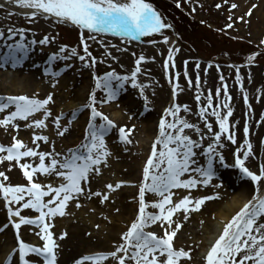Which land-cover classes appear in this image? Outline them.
Instances as JSON below:
<instances>
[{
  "label": "rangeland",
  "instance_id": "rangeland-1",
  "mask_svg": "<svg viewBox=\"0 0 264 264\" xmlns=\"http://www.w3.org/2000/svg\"><path fill=\"white\" fill-rule=\"evenodd\" d=\"M253 1L255 3L257 0ZM146 2L156 10L162 23L170 26L162 28L156 33L136 35L135 37L78 29L68 22L39 15L21 17L6 9H0V32L4 34V38H0V53L5 51L3 47L5 43H12L19 39V35H13L8 39L9 29L17 32L22 30L24 42L28 44V52L25 54L28 61L33 62L44 72L45 68H49L59 73L55 77L45 73L46 78L39 80L41 82L38 84L39 87H34V91L32 90V95L38 99H44L51 94V100L46 105L50 115L44 117L41 110L26 119L16 118L7 126L0 125V129L4 127V132H0V145L8 147L14 143L13 137L19 139V136L11 133V128L15 124L18 127H14L17 130L13 129V131L17 134L21 132V135L28 137V139L24 138L27 147L33 148L38 153H58L62 159L68 154V150L75 149L85 140L90 119V109L86 105L89 103L90 95L95 96L97 109L114 122L115 127L104 135V145L108 155L99 165V172L90 173L87 184L82 182L81 186L83 188L88 186L87 189H84L81 194L74 193L72 195V198L66 202L63 215L46 217L45 222L51 225L48 230L52 233L55 244L63 246L65 243L70 246L72 244L68 240V233L73 225H80L83 230L94 235L101 234L102 238L118 232L119 214L114 208L121 204L132 203V200L129 199L134 197L123 196L122 193L125 190L123 184L112 190L105 186L121 181L120 177L129 175L131 171H141L142 173L152 146L144 147L141 144L144 142L141 141V138L147 134L149 136L147 140L151 144L153 136V132L143 129L147 128L145 124L155 125L156 121L163 116L166 122L174 121L176 117H180L194 125L199 129L198 133L195 128H185L183 133L199 143L200 146L194 151L201 155V164L203 158L206 161L207 146L215 141L214 133L220 130L216 117L211 113L215 108L222 116L227 114V109L223 106L227 103L232 110L228 116L229 130L227 133L221 134L219 143L222 146L217 145L215 149L223 155L228 167L221 166L219 160L214 157L217 177H213L209 185L198 184L197 187L191 189H171L173 202L188 194L192 198L210 195L212 192L218 194V198L210 199V202L205 201L198 211H190L187 214V219L184 218L183 210L176 212L173 216L172 227H175L176 222L181 224L172 241L174 247L176 249H191L190 258H181L179 264H192L194 252L196 254L203 246L200 243L201 238L199 241L192 238L191 232L187 231L186 227L194 226L199 230L206 231L208 223L218 221V225L222 227L219 229V233H221L224 224L228 221L218 220V217L213 215L206 216L204 211L208 204L209 206H222L229 201L230 195L233 196L234 193L240 191L242 185L238 183L241 180L250 183L252 189L255 190V185L250 179L243 177L239 169L231 167L235 162L236 155H240L245 166L253 172L258 173L260 166L264 165L261 163L264 140V35L261 32L256 34L254 31L244 28V25L238 28L234 24V18L227 14L230 12L228 6L230 1L228 0H146ZM44 37L49 39L46 44L42 45L39 41ZM164 37L168 38L167 42ZM82 38L83 43L81 42ZM172 39L177 43L171 47L168 45ZM85 44L90 56L84 52ZM62 46H64V51L59 53V58L50 60V57L58 53ZM73 48L76 49L75 54L72 53ZM170 51L171 60H169ZM141 55L145 59L137 65L136 62ZM81 56L85 57L84 61L80 59ZM250 56L252 57L251 61L249 60ZM93 58L95 63L92 62ZM166 61L168 70L165 66ZM11 67V71L14 70V73L16 70L28 73L26 69L18 70L14 68L15 66ZM137 68L139 71L136 73L134 86L131 74ZM108 72H114L120 77L127 76L128 79L120 82L122 87L114 99L101 103L107 94L102 90V87H96V78L103 77ZM237 74L240 76L239 81L236 78ZM6 77L10 81L14 76L11 73L0 74L1 80H5ZM63 77H71L72 83L62 87L61 82L63 81L60 79ZM53 79H55V83H53ZM84 79L90 82V87H84V95L81 99H77L75 95L72 97V94L81 93ZM111 83L115 87L118 81L112 80ZM225 91L228 99L225 98ZM209 94L212 98L211 107L208 106ZM198 95L200 96L199 101L196 100ZM245 95L247 101H245ZM70 101L73 102L71 107L68 105ZM173 105L180 106L176 111V116L166 115L165 109H171ZM185 107L187 111H185ZM202 107L206 108L204 116L200 114ZM10 110H14L11 105L9 109L0 111V119L6 116ZM57 117L60 118L59 129H63L62 134H58V127L55 123ZM35 119H44L45 126L48 124L52 132L48 133L44 127L32 125L31 121ZM130 119L135 120L136 123H129L131 132L127 133L128 139L121 141L119 128L125 127L127 130L128 125L126 124ZM21 123L27 125L25 129H22ZM96 123H100L99 118ZM208 124H211L210 131L207 127ZM245 125L248 127L247 136L243 131ZM71 129L73 130L69 132ZM169 131L174 132L175 129H169ZM229 134H234L235 142L227 139ZM34 135L36 137L46 136L47 140H34ZM245 140L251 145V153L247 158L243 157V153L248 150ZM113 144L119 146L118 150L113 148ZM23 150L22 148L21 151ZM0 155L6 156L7 153H0ZM51 158L53 157L46 156L45 164L49 163ZM36 161L40 163L38 156L22 157L19 163L15 159L3 160L0 162V172H3L7 179L0 177V181L13 186L28 185V180L23 175L25 170L21 169L19 164L30 163L33 166ZM27 170L31 171V168ZM56 170L59 169L47 173H33V182L41 184L45 191L47 186L57 187L64 180L55 175ZM187 175L185 174V176ZM96 177L103 180L101 186L96 185L94 180L90 181ZM263 184L264 180H261L259 186ZM133 188L136 189L134 191L136 197L139 185L136 184ZM94 193H100V195ZM105 193L107 198L101 202ZM224 193H229V195L225 197ZM50 196H44L42 200L47 201ZM146 196L149 203L159 199L153 193H146ZM27 199L28 197L25 196L24 201H21L20 204H23ZM248 200L245 199L241 203L245 204ZM55 203L56 201L53 202V205ZM20 204L12 203L10 207L13 210L19 209L20 215L24 217L35 218L39 215L36 210L30 207H21ZM147 211L158 210L149 207ZM0 212L2 214L0 217L3 219L0 233L3 234L2 236L9 234L10 239L14 242L13 250L18 249L19 240L43 247L44 241L40 237L42 234L36 238L24 231L25 226L30 225L32 229L40 233V228L36 225L22 224L19 236H17L13 222H18L19 217L9 214V204L2 193H0ZM128 227L126 226L125 229ZM56 229L59 231L58 234ZM145 230L160 232L159 236H162L161 233L164 232L160 222L148 226ZM62 233L65 235L62 236ZM181 235H184V240H177ZM201 237L203 238V234ZM40 240L42 245H40ZM119 243L113 242L114 248ZM109 251H113V249L109 250L108 246L104 247V251L101 252L97 248H86L80 250L77 255L83 257ZM12 253L16 254V257L11 263L22 264L18 252ZM26 258L31 264L42 263V257L36 254H29ZM105 260L107 264L112 261L114 264H118V261L111 257ZM126 264H132V262L127 261Z\"/></svg>",
  "mask_w": 264,
  "mask_h": 264
},
{
  "label": "snow or ice",
  "instance_id": "snow-or-ice-1",
  "mask_svg": "<svg viewBox=\"0 0 264 264\" xmlns=\"http://www.w3.org/2000/svg\"><path fill=\"white\" fill-rule=\"evenodd\" d=\"M12 2L21 7L33 9L31 13L26 14L30 17H35L41 13L46 14L45 18L55 16L60 20L70 21L81 29L98 33L111 32L121 36L135 37L136 35L156 33L162 28L170 26L162 23L156 10L146 0H12ZM232 7L235 8L237 5L233 4ZM228 26L231 27V25ZM13 35H19V39L4 44L5 51L0 55V67L8 63L12 66L17 65L28 52V44L24 42L23 31L17 32L9 29L8 39ZM0 38H4L2 32H0ZM48 39V37H44L39 43L46 44ZM164 39L167 42L168 38L164 37ZM81 42L83 43V38ZM32 43H35V41H32ZM63 51L64 46L59 49L58 53L53 54L50 60L59 58V53ZM84 52L90 56L86 44L84 45ZM72 53H76L75 48L72 49ZM171 58L170 51L169 60ZM80 59L84 61L85 57L81 56ZM144 59L145 57L141 55L136 62L137 65ZM251 59L250 56L249 60L251 61ZM92 62L95 63L94 58ZM165 66L167 67V61ZM138 71L139 68L131 74L134 86ZM45 73L53 77L59 75L58 72L49 68H45ZM236 78L237 81L240 80L239 74ZM127 79V76L120 77L114 72H108L103 77H97L96 87H102V90L107 94L101 103L114 99L118 90L122 87L120 82ZM112 80L118 81L115 87L111 83ZM53 83H55V79H53ZM225 98L228 99L226 91ZM207 99L208 106L211 107V94ZM50 100L51 94L44 99L27 95H0V111L9 109L10 105L14 108L0 119V125L7 126L16 118L26 119L41 110L43 116L47 117L50 113L46 105ZM196 100H200L199 95L196 96ZM245 101H247L246 95ZM95 104V96L90 95L89 103L86 105L90 109V119L85 140L75 149L68 150V154L62 159L58 153H38L33 148L26 147L21 140L15 137H13L14 143L11 146L0 145V153H7L6 156L0 155V162L5 159L9 161L15 159L19 163L22 157L30 156H38L40 160V163L35 167L28 163L19 164L20 168L25 170L23 175L27 178L28 185L13 186L0 181V193L3 194L4 199L9 204V214L19 217L18 222H13V226L17 230V236H19V229L22 224H31L40 228L38 234H42L44 241L43 247L34 246L23 240L18 241V249L13 251L18 252L22 264H31L26 258L29 254L42 257V264H56L54 249L57 245L53 240L52 233L48 230L51 225L45 222L46 217L50 218L56 214L63 215L66 202L72 198L74 193L81 194L84 192V188L81 186L82 182L87 184L89 174L99 172V165L108 155L104 145V135L115 127V124L108 116L99 111ZM223 106L227 109V114L222 116L215 108L211 113L216 117L220 130L214 133V143L207 146L205 150L206 161L203 164H198L195 159L197 153L194 149L200 146L199 143L183 133V129L195 128V126L180 117H176L174 121L169 122L161 117L159 134L153 142L151 153L143 168V180L139 185L138 193L139 209L136 218L131 222L128 230L122 233L121 243L115 247V250L83 256L76 260L75 264H83V261H92V264H97L98 261H103L109 257L118 261V264H126L127 261H131L132 264H179L181 258H190L191 249H176L173 246V238L181 224L176 222L173 228L172 216L179 210H183L185 213L184 218L187 219V214L190 211H198L205 201L218 198V194L212 192L210 195L196 198H192L188 194L173 202L171 189H191L197 187L198 184L201 186L209 185L212 178L217 177L214 168V157L219 160L221 166L228 167L225 164L223 155L215 149L217 145L222 146L219 143L221 134L227 133L229 130L228 116L232 110L227 103ZM179 107V105H173L171 109H165V114L175 117ZM185 111H187L186 107ZM205 112L206 108L202 107L200 109L201 116H204ZM97 118L100 120L99 124L96 123ZM59 119L57 117L55 123L58 127V134H62L63 129H59ZM31 124L37 127L45 126L44 119L32 120ZM178 125L180 127H177ZM13 127H18V125L13 124ZM207 127L210 131L211 124H208ZM169 129H175V131H169ZM195 131L198 133L199 129L195 128ZM243 131L247 136V125H245ZM128 132H131V128H127V130L125 127L119 128L121 141H127ZM33 139L46 141L47 137H36L34 135ZM227 139L235 142L234 134H229ZM245 143L248 150L243 153V157L247 158L251 153V145L247 140H245ZM157 145H159V148H157ZM22 148L23 151H21ZM46 156L53 157L47 164L44 162ZM231 167L239 169L243 177L251 180L255 185V192L252 198L224 224L222 232L207 251L206 264H249V262L251 264H264V222H260V218L264 217V193L261 192L259 186V182L264 180V165L260 166L258 173L253 172L245 166L241 156L236 155L235 162ZM29 168H31V171L27 170ZM57 168L59 170L55 171V175L62 177L64 180L57 187L47 186L45 191L41 184L33 182V173L36 171L47 173ZM185 174L188 175L185 176ZM0 177L7 179L3 172H0ZM123 183L129 182L117 181L115 184H107L105 187L112 190ZM49 193H52V196L47 201H43L42 197L47 196ZM146 193H153L159 199L149 203L145 200ZM94 194L100 195V193ZM25 196L28 197L27 201L20 204L21 201H24ZM106 198L107 194L105 193L101 198V202ZM54 201H56L55 205H53ZM12 203L20 204L24 208L30 207L36 210L39 215L35 218L21 216L19 209L13 210L10 207ZM149 207L158 211H147ZM157 222H160L161 227L164 229L162 236L153 231L145 230L148 226ZM61 235L65 234L62 233ZM238 255L239 259H237Z\"/></svg>",
  "mask_w": 264,
  "mask_h": 264
},
{
  "label": "bare ground",
  "instance_id": "bare-ground-1",
  "mask_svg": "<svg viewBox=\"0 0 264 264\" xmlns=\"http://www.w3.org/2000/svg\"><path fill=\"white\" fill-rule=\"evenodd\" d=\"M228 1H230L229 5H228L230 8V12H227V14H228V16H231L232 18H234V24H236L238 28H240L241 26L244 25V28H247L248 30L254 31L256 34H259L261 32L262 35H264V0H257V1H255V3H253L254 2L253 0H228ZM233 4L237 5V7L233 8L232 7ZM0 5L11 8V9H13V11L20 13V14H25V13L28 14V13H31L33 11V9H31V8L21 7L19 5H16L15 3L12 2V0L11 1L10 0H0ZM249 12H250V14H248ZM41 15L45 17L46 14L41 13ZM47 17L54 18L55 20H59L62 22H68L70 25H72L78 29H81L78 25H75L70 21L60 20V19L56 18L55 16H47ZM239 23H241V24H239ZM102 33H104V32H102ZM108 33L111 34V32H108ZM176 43H177L176 40L172 39V40H170V43L168 46H171V47L175 46ZM2 54L3 53H0V55H2ZM29 61H28V58L25 56V58L24 57L22 58L20 63L15 65V67L13 66L14 68H16L18 70H23L26 68V72H28V73H23V71L19 72L17 70L14 73V70L11 71L12 65L10 63L5 64L4 66L0 67V74H10L11 73L12 76H14V77H12V79L10 81H8L7 77L5 80H1V78H0V94H5L8 96H18V95H27L29 97L33 96L32 95V92L34 91L33 88L39 87L38 84L41 83L39 80L46 78V75H45V72L42 71V69L38 68L33 62H31V61L29 62ZM166 68H167V70L169 69L168 64H167ZM168 75H169V71H168ZM60 80L63 81V82H61L62 87L63 86L66 87L70 83H72L73 79L71 77L70 78L69 77H63ZM5 84H8L9 86L5 85ZM84 87L85 88L90 87V82H88L87 79L83 80V88H82L81 93H78L77 95L72 94L71 96L74 97V95H75V97H77V99H81L82 95H84V91H83ZM68 105L71 107L73 105V102L70 101ZM160 119L158 121H156L155 125H152L150 123L145 124V127H147V128H143V129H147V131L153 132V136L151 138L152 139L151 144H150V141L147 140L149 137L147 134L144 135V138H141V141H144L143 143H141V144H143L144 147H147L148 145L151 147L153 145L155 138L159 134V121H160ZM129 123L134 124V123H136V121L131 120V119L128 120V123L126 124V125H128V128H129ZM25 128H26V126L24 124H22V129H25ZM13 129H14V127L11 128V133H13L16 136H19L18 138L26 146L25 139H28V137L21 135L20 134L21 132L17 134V132L13 131ZM14 130H17V129H14ZM44 130H46L48 133L52 132V130L48 126V124H46V126H44ZM72 130L73 129H71L69 132H71ZM0 132H2V133L4 132V127L2 129H0ZM112 146L115 150H118V148H119V146L116 144H113ZM262 149H263V156H262L261 163L264 164V140H263ZM201 158H202L201 155H199V153H197V156L195 157V159H196L198 164H200ZM204 159L205 158H203L202 163L205 161ZM37 161L35 164H33V167H35L36 165L39 164V163H37ZM28 164H30V163H28ZM36 172L41 173L40 171H36ZM38 175H40V174H38ZM35 176H37V175H35ZM93 180L96 183V185H98V186H101L103 183V180H101L100 178H97V177L91 179L90 181H93ZM120 180L129 182V183H123V186L125 187V190L122 193V194H124L123 196L134 197V198L129 199V200H132V203H129L128 205H122L121 204L120 206H117V208L116 207L114 208L117 211V213L119 214V219H118L119 223H118V228H117L118 232H115V234H110L109 236H105L102 238L101 234H95L94 235L93 233H90L87 230H83L80 225L71 226L70 231L68 233V237H69L68 240L71 241L70 243L72 245L67 246L65 243H63V246H60L59 244L57 245V247L54 249V251L56 253V264H75V261L81 258L80 256L77 255L78 252L80 250H84L86 248H97L101 252V251H104V247L106 248L108 246L109 250H112V249L115 250L113 242L114 243L120 242V240H121L120 233H124L130 227L131 222L136 218V216L138 214L139 195H136V197H135L134 191H136V189H134L133 187L136 184L140 185L141 181L143 180V171H142V173H141V171L140 172L139 171H131V173L129 175L120 177ZM90 181H89V183H90ZM240 183L242 185L240 187V191L238 193H234L233 196L230 195L231 198L229 201L224 203L222 206H217V205L216 206H209V204L207 206V204H206L207 208L204 211V214L206 216H212V215L216 216V217H218V220L224 219L225 222L229 221L231 219V217L233 215H235V213L238 212L241 207H243L244 203H241V202L245 201V199H251L254 192H255V190L252 189V186L250 185V183L244 182V180H241V182H239L238 184H240ZM87 187L88 186L84 187V189H87ZM260 190L262 193H264V184L260 186ZM138 193H139V189H138ZM50 195L52 196V193L48 194V196H50ZM224 195L226 197L227 195H229V193H224ZM145 200L147 201L146 194H145ZM207 201H209V200H207ZM175 214L176 213H174L173 216ZM1 215L2 214L0 212V216ZM53 216H58V214L53 215ZM173 216H172V219H173ZM260 222H264V217L260 218ZM0 223H1L0 225H2V223H3V219L1 217H0ZM218 224H219L218 221H216L214 223H208L206 225V231H204L202 229L199 230V228H196L194 226L188 227V228L186 227V230L187 231L189 230L191 232L190 234H191L192 238L198 239V241L201 238L200 243L203 246V248L199 252H197L196 254L194 252L192 259L194 262L197 261V263L193 262L192 264H206L205 256L207 254V251L210 249V247L214 243L215 239L219 236V234H220L219 229L222 228ZM126 226H129V227L127 229H125ZM24 231H26L30 235L35 236L36 238L39 235L38 234L39 231L32 229V227L30 225L25 226ZM55 231L57 234L59 233V231H57V229ZM203 231H204V233H203ZM155 233L157 235H160V232H155ZM161 234H163V233H161ZM202 234H203V238L201 237ZM2 235L3 234L0 233V264H12L14 262L13 261L14 258L16 257V254L12 253V252H14V251H12L14 242L12 239H10L9 234H5L4 236H2ZM40 237L42 238V235ZM34 240H35V238H34ZM177 240H184V235H181L180 237H178ZM41 243L42 242L40 240V245H42ZM174 248H176V247H174ZM105 251H107V250H105ZM12 254H14V255L11 257ZM9 257L11 259L10 261L8 259ZM237 259H239V255L237 256ZM83 264H92V261H83ZM97 264H107V261L106 260L98 261ZM110 264H114V261H112V263H110ZM249 264H251V262H249Z\"/></svg>",
  "mask_w": 264,
  "mask_h": 264
}]
</instances>
